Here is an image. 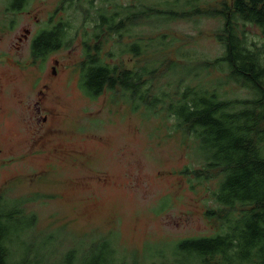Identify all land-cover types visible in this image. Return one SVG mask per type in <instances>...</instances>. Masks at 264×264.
Masks as SVG:
<instances>
[{"label": "rangeland", "instance_id": "obj_1", "mask_svg": "<svg viewBox=\"0 0 264 264\" xmlns=\"http://www.w3.org/2000/svg\"><path fill=\"white\" fill-rule=\"evenodd\" d=\"M232 1L195 0V9L183 0L25 3L24 11L30 12L24 13L23 22L24 16L30 23L32 18L38 20L32 27H50L61 21L67 31L64 45L39 60L38 82L17 65L0 62V76L5 75L6 84L0 93V203L7 209L17 204L24 215L34 217L31 226H20L21 240L35 244L37 250L40 242L39 252L55 263L69 250L78 258L108 240L116 260L149 264L158 251L172 253L181 239L224 230L222 215L227 208L213 195L220 174L216 169L203 170L204 159L195 138L177 126L158 103L153 112L143 106L134 109L145 104L125 100L118 87L89 97L79 81L83 49L87 44L92 48L98 40L100 55L117 69L157 67L154 92L175 90V85L167 87L169 77L164 74L176 62L192 69L180 88L185 83L195 86L198 71L203 85L216 84L229 98L248 96L245 88L224 80L221 65L211 64L223 53L216 35L223 27L222 11ZM126 5L132 9L137 5V10L157 8L168 17L163 13L158 18L132 17L126 23L129 30L125 29L131 32L122 36L107 32L112 30L106 24L98 27V9L106 14L113 10L118 16L120 7ZM172 9L179 14H171ZM21 18V14L8 15L7 20L17 24L15 31L0 35V46L13 44ZM248 29V37L261 38L254 26ZM136 41L144 49L142 54L120 52V44ZM14 52L8 51V60ZM25 54L26 47L22 58ZM43 83L48 86L43 89L44 98L40 97L38 118L45 114L47 121L38 122L26 110L27 93ZM194 170L203 172L198 176ZM22 221L29 222L26 217Z\"/></svg>", "mask_w": 264, "mask_h": 264}, {"label": "trees", "instance_id": "obj_2", "mask_svg": "<svg viewBox=\"0 0 264 264\" xmlns=\"http://www.w3.org/2000/svg\"><path fill=\"white\" fill-rule=\"evenodd\" d=\"M183 3L195 9V0H183ZM137 8V5L135 9L122 6L118 16L113 10L109 14L100 13V8L96 23L98 27L106 24L112 30L107 32L122 36L131 32L126 23L132 17L158 18L159 13L168 17L157 8ZM226 9L222 11L223 27L216 35L223 53L211 64L215 68V63L222 66L224 80L245 88L249 92L245 97L229 98L217 90L218 85H203L198 71L195 86L185 83L180 88V82L185 81L192 69L176 62L170 64L167 70L170 73L164 74L169 77L167 87L175 85V90L169 93L158 88L154 92L157 67L117 69L100 55L98 40L92 48L87 44L83 49L85 57L80 63L79 86L89 97L100 95L106 88L118 87L125 100L145 104L134 109L143 106L153 112V107L160 104L175 118L177 126L195 138L204 159L203 170L216 169L220 174L213 195L216 202L227 208L222 215L224 230L211 236L181 239L172 247V253L158 251L159 255L149 264H264V0H233ZM170 13L175 15L179 11L172 9ZM250 25L259 31L260 39L248 37ZM66 26L60 21L51 27L53 31H42L33 54L44 56L64 45ZM119 46L121 53L140 55L144 51L138 41ZM200 172L203 171L195 174L201 176ZM16 206L7 209L0 203V264H138L116 260L108 240L78 258L69 250L56 263L49 261L39 252L40 242L37 250L35 244L27 245L19 238L21 225L31 226L34 217L24 215ZM23 217L29 222L23 223Z\"/></svg>", "mask_w": 264, "mask_h": 264}, {"label": "flooded vegetation", "instance_id": "obj_3", "mask_svg": "<svg viewBox=\"0 0 264 264\" xmlns=\"http://www.w3.org/2000/svg\"><path fill=\"white\" fill-rule=\"evenodd\" d=\"M27 1L29 0H0V35L6 34L7 31H15L14 25L17 23H15L14 21H11V22L8 21L7 20L8 15L21 14V17H22L21 26L20 28L16 30L20 32L15 36L16 40H14L13 44H11L10 46L9 44L5 43L0 46V58H3V61L0 59V62L7 64V61H8L9 64H13L14 66L17 65V68L21 69L22 73H29V74L35 75L36 76L35 81L38 82L37 80L38 77H41L40 76L41 67L38 62L44 56H39V55L35 56L33 54V51H34V48L39 46V41H37L39 34L42 31H53L54 29L51 27L54 26V24L52 23V25L48 28L34 27V26L32 27L31 25H34L38 20L36 18L35 20L32 18L31 20L32 24H31L28 20H25V16H24V22L26 23L24 24L23 15L24 13L29 14L30 12V10L27 12L24 11L25 3ZM24 47H26V54H25V57L22 58ZM10 50H14L16 52L13 53V57L9 59L10 60L9 62L7 58V53ZM21 72L20 74L22 75ZM4 81H5V75H1L0 76V93H2L6 88V84ZM47 86H48L47 83H43L41 87L36 88L32 92L29 90V92L27 93L29 101L26 105V110L30 112V118L32 119L33 116H36V120L38 122L47 121V116L45 114L41 115V120H39L38 118L40 116V107H39L40 97L43 96L44 98L43 89H47ZM30 87H32V84H30ZM17 97H18V94L16 93L15 98ZM30 97L31 98L35 97V101L31 102ZM21 100L22 99L20 98L19 99L20 104H22ZM1 112H4V110H1ZM50 113L52 114V112ZM29 123L32 125V120H30ZM39 124L40 123H38L37 125L34 124V127H39ZM0 152H1V147H0Z\"/></svg>", "mask_w": 264, "mask_h": 264}]
</instances>
